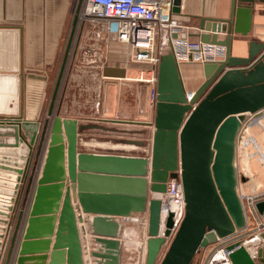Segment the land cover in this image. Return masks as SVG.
<instances>
[{"label": "water", "instance_id": "1", "mask_svg": "<svg viewBox=\"0 0 264 264\" xmlns=\"http://www.w3.org/2000/svg\"><path fill=\"white\" fill-rule=\"evenodd\" d=\"M256 1L264 2L231 0L227 18L199 20V41L223 46L225 56L200 64L203 81L190 92V100L174 56L161 55L151 147L145 156L78 151V134L85 126L59 116L53 101L41 127L22 120L19 33L0 29V118H11L7 125L0 122V154L6 156L0 158V264H45L51 237L48 264H84L77 226L82 218L75 210L91 215L89 230L103 248L91 256L103 264H119L121 218L146 211V264H153L173 226L168 218L161 230L157 196L169 178L181 181L185 213L159 264H195L202 249L247 226L236 140L244 122L264 109V41H249L245 56L233 55L232 43L249 33ZM180 2L173 0L172 13L179 12ZM72 37L73 30L55 94ZM102 74L123 78L125 70L106 67ZM34 145L35 156H42L38 162L32 157ZM255 207L261 212L264 201ZM259 237L264 239V233ZM228 249L232 264H264L243 245Z\"/></svg>", "mask_w": 264, "mask_h": 264}, {"label": "built area", "instance_id": "2", "mask_svg": "<svg viewBox=\"0 0 264 264\" xmlns=\"http://www.w3.org/2000/svg\"><path fill=\"white\" fill-rule=\"evenodd\" d=\"M172 2L173 0H82L77 11V21L73 28L70 46L75 40V29L78 33L79 23L84 26L87 24V30L85 29V32L82 31V36L84 34L85 37L92 40L90 47L93 50H98L100 47L109 48L111 45L120 46L122 48V56L120 57L124 70L128 69L130 65L142 67L137 71L134 79L150 86L148 103L154 110L157 95V70L161 55L171 53L179 68L184 63L200 65L206 62H219L225 56V48L223 46L203 43L199 40H189L184 36L178 35L177 29L181 28L182 25L173 16ZM106 53L101 57L95 53L97 60L90 61L97 64L101 72L106 67L103 63L100 65L97 61L107 56ZM114 78L118 80L127 79L126 76ZM186 92L187 100H190V92L192 91L186 90ZM138 112L142 115L144 109L139 107ZM5 120L0 119V122L7 124L9 120ZM149 125L153 129L152 122ZM237 158L244 161V169L240 170V172L237 169L238 186L240 184L244 186L251 183L252 174L257 172H250V168L254 166L252 163L264 167L263 111H260L256 116H250L241 126L236 140V160ZM157 196L161 200V230L164 229V224L168 218L173 226L170 230L171 235L165 238L153 264H159L165 256L171 239L185 213L183 189L179 178H169L166 182L165 192ZM240 197L245 213L247 211V222L248 217L252 216L255 220V226L245 234L242 232L248 226L228 236L218 238L203 260L196 264H232L230 259L232 250L228 248L240 244L249 250L246 245L249 241H245V237L249 233L256 235L257 232L264 229V224L259 220L255 207L258 202L264 201V192L259 193L251 188L246 194L240 193ZM75 214L82 218V222L77 223V226L79 235L84 237L85 253L89 255V252H103L102 246L94 242L95 237L91 235L88 227L91 215L82 214L77 210H75ZM120 222L122 229L118 237L120 242L119 264L123 261L124 253L126 254V259L130 260L132 258L131 255H134L133 250L140 255V264H146L147 242L149 240L147 234V212L121 218ZM127 225L128 227L130 225L139 226L137 242L132 240L134 238H131L132 234L128 231ZM90 246L91 248L89 249ZM252 254L254 256V253ZM94 259L96 260L94 264H103V259L96 257ZM83 261H85L84 256Z\"/></svg>", "mask_w": 264, "mask_h": 264}, {"label": "crops", "instance_id": "3", "mask_svg": "<svg viewBox=\"0 0 264 264\" xmlns=\"http://www.w3.org/2000/svg\"><path fill=\"white\" fill-rule=\"evenodd\" d=\"M82 0H0V29L17 30L19 33L20 44V69L22 75V89L24 90L22 108V120L28 122H39L40 127L49 117L46 112L42 111V92L45 82L47 81V70L52 72L56 61L63 37L67 28L69 18L74 17L72 22V32L75 23L77 11ZM231 0H181L179 12L173 13V16L181 22V28L177 29L179 36H184L189 40H199L197 35L201 32L198 29V23L201 18L221 20L229 15ZM224 34L218 33V38L223 39ZM240 41H233L232 54L235 56H245L249 41L255 40L257 42L264 41V2H255L251 11V27L246 37H240ZM70 40L66 41V49ZM72 41V40H71ZM13 43V40L10 41ZM111 55V54H110ZM112 61L109 63L110 68L123 69V64H116L117 55L112 53ZM142 68V67H140ZM139 67L130 65L125 69V76L127 79L118 80L110 77L113 82H107L105 98L101 102L95 104L92 108L94 116H73L65 115L66 107L60 111L55 110L62 118H70L77 120L78 124L85 126L78 134V151H84L82 147L90 146V142H85L83 137L97 135L104 137L108 133H115L118 130L116 126L134 127V132L148 133V125L153 121L154 110L148 103V95L150 86L134 79ZM38 74L45 76V80H38L29 78L28 74ZM62 74V78L65 75ZM180 74L187 91L195 90L203 81V73L201 66L192 63H184L180 65ZM58 78V76H57ZM113 79V80H112ZM26 81H28L27 89L25 88ZM33 81L37 82L33 83ZM115 81V82H114ZM120 81V82H116ZM39 83V84H38ZM131 90V97L123 95L125 90ZM101 102V103H100ZM121 106L124 112L118 117L116 108ZM123 106V107H122ZM143 108L142 115L139 114L138 109ZM264 112V109L262 110ZM258 115V114H257ZM256 116V115H255ZM124 117V118H121ZM123 124V125H122ZM91 126V127H87ZM144 126V127H142ZM129 128V129H131ZM138 128V129H137ZM153 132H150V134ZM152 135V134H151ZM137 136L133 140H126L125 143L133 147H145L143 139L146 141V136ZM152 138V137H151ZM151 147V140H149L148 147L145 148V154ZM32 157L35 155L36 147L34 145ZM92 153H104L99 151H84ZM136 156H145L144 154ZM6 157L0 154V158ZM8 157V156H7ZM35 157V156H34ZM12 158V157H11ZM238 172L244 169V161L239 158L236 160ZM249 164V163H248ZM250 165V164H249ZM257 166L258 171L252 174L251 183L246 185H239V194H246L251 188L256 192H264V167ZM73 205L75 203L73 202ZM257 212L259 220L264 224V210ZM247 229L242 233L245 234L255 226V220L252 216L248 217ZM264 233V229L257 232L256 235L248 234L246 237L255 236L256 240L252 242V248L264 243V239L259 237ZM245 237V238H246ZM21 241V239H19ZM54 242V237H51L49 244V251L45 254L47 259L45 264L49 262V254ZM3 254L1 250L0 256ZM264 259V258H263Z\"/></svg>", "mask_w": 264, "mask_h": 264}, {"label": "rangeland", "instance_id": "4", "mask_svg": "<svg viewBox=\"0 0 264 264\" xmlns=\"http://www.w3.org/2000/svg\"><path fill=\"white\" fill-rule=\"evenodd\" d=\"M73 19L74 17L72 16L69 18L67 28H66V31L63 37V41L61 44V48L57 56V61H56V64L52 72L50 70H47L46 72L48 79L45 82V85L43 87V92H42V111L46 112L50 103L53 101V107L55 110L60 111L61 108L63 110L66 107L65 115L90 117L91 115L94 116V113H93L94 109L92 107L95 104H97L99 100H101L102 102L103 99L105 98L106 88L109 85V84L106 85L107 82H113V81H110L111 80L110 77H106L102 74L101 70L97 67V64L91 63L90 61L97 60L95 53H97V55L101 57L108 50V52L106 53L107 56H104L101 59L99 58L100 61H97V62L100 65H102L103 63L105 67H108L109 63H111L112 61L111 55L112 53H114L115 55H117V60L115 61V63L122 64V60L120 57L122 56L121 55L122 48L120 46L111 45L109 48L100 47L98 48V50H93V48L90 47L92 40L89 39L88 37H85L84 34L82 36V31L85 32V29L87 30V27H88L87 24H85L84 26L82 23H79L80 27H79L78 33H77V30L75 29V34H74L75 40L71 43V46H69L65 69L63 71L65 72L64 73L65 75L63 76V79L60 82V86L55 94L54 91H55L56 80L59 74V70H60L63 57L66 53V41H68V38L70 36ZM82 26L84 27V29ZM194 65L199 66V64H194ZM116 82H120V81H116ZM33 83L37 84V82L35 81H33ZM27 84H28V81H26V85H25L26 89H27ZM128 89L129 88L125 90L123 95L125 94V96L129 98V102H133V101H130V98H132L131 90H128ZM22 92L24 93L23 89H21V102H23ZM54 94H55V98L53 99ZM123 112H124V108H121V106H118L116 108V113H118V117ZM21 118H23L22 115H21ZM121 118H124V117H121ZM0 119L4 121L5 119L10 120L11 118L6 116V118H0ZM3 124L7 125L6 123H3ZM147 127L149 128L148 129L149 131L146 134L143 132H139V131L134 132L133 131L135 130L134 127L132 128L126 127V129L123 130V128L125 127L116 126V127H113V128L118 129V130H115L116 131L115 133L110 132L104 137H101L102 135L101 136H97V135L88 136L87 137L88 139L86 137H83L85 138L84 141L90 142L91 145L82 147V149L84 151H99V152H104V153L123 154V155H141V154L147 155L150 150H148V152L145 154V150H146L145 148L148 147V144H149L148 142L149 140H151V137H152V135L150 134V132L152 131V128L150 125H148ZM143 135H148L146 136V139H147L146 141L144 139L142 140L146 144L145 147H142V148L133 147L125 143L126 140H133L137 136L138 137L142 136V138H145V136ZM34 156H33V161H36V162L40 161L42 158L41 154L35 157ZM34 167L35 165L32 164V166L28 168L27 177L28 175H30L31 170ZM256 171H258L257 167L250 168V172H256ZM252 179L253 178L250 179V182L252 181ZM0 188H2V186H0ZM128 231H130L131 234L134 233L133 235H131V238L135 237V239H132V240H135V242H137V239L139 237L137 236L139 232V226L130 225L128 227ZM81 238L82 237L80 236V239ZM253 238L255 239V236H251L248 238L246 237L245 241H250ZM261 246L259 244L254 246L253 253H254V258L257 262L259 258H262V259L264 258V251H261V252L259 251L261 250ZM209 249H207L204 252L201 251L200 253H198L194 259V263L196 264V263H199L201 260H203V258L205 257ZM133 252H134V255H131L132 258L130 260L126 259V254L124 253L123 262L121 264H140L141 263L140 255L136 254L134 250Z\"/></svg>", "mask_w": 264, "mask_h": 264}, {"label": "bare ground", "instance_id": "5", "mask_svg": "<svg viewBox=\"0 0 264 264\" xmlns=\"http://www.w3.org/2000/svg\"><path fill=\"white\" fill-rule=\"evenodd\" d=\"M122 125H123V124H122ZM142 127H144V126H142ZM137 129H138V128H137ZM148 129H149V128H148ZM151 134H152V133H151ZM86 138H87V137H86ZM135 138H136V137H135ZM87 139H88V138H87ZM84 140H85V139H84ZM148 143H149V142H148ZM145 145H146V144H145ZM147 152H148V151H147ZM74 206H75V205H74ZM134 229H135V228H134ZM133 234H134V233H133ZM133 234H132V235H133ZM135 234H136V233H135ZM81 237H82V238H81L80 240H81V245H82L83 243L85 244V241L83 240L84 237H83L82 235H81ZM134 239H135V237H134ZM88 243H89V242H88ZM84 244H83V256H84V260H85V261H84V264H94V261H96V260L94 259V257L91 256V253H90V252H89V255L85 253V249H84L85 246H84ZM246 245H247L248 248H249V252L252 254V253L254 252V251H253L254 248H252V242L249 241V242L246 243ZM90 248H91V246L89 247V249H90ZM88 251H89V250H88ZM89 256H90L91 258H90ZM122 262H123V261H122Z\"/></svg>", "mask_w": 264, "mask_h": 264}, {"label": "trees", "instance_id": "6", "mask_svg": "<svg viewBox=\"0 0 264 264\" xmlns=\"http://www.w3.org/2000/svg\"><path fill=\"white\" fill-rule=\"evenodd\" d=\"M211 246H212V245H209L208 247H206L205 249H202L201 251L204 252V251H206L207 249H209ZM201 251H200V252H201Z\"/></svg>", "mask_w": 264, "mask_h": 264}]
</instances>
